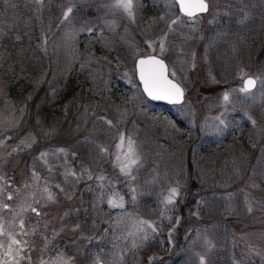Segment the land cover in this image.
Masks as SVG:
<instances>
[{
  "label": "rangeland",
  "instance_id": "1",
  "mask_svg": "<svg viewBox=\"0 0 264 264\" xmlns=\"http://www.w3.org/2000/svg\"><path fill=\"white\" fill-rule=\"evenodd\" d=\"M92 1L101 7V17L107 20L106 26L98 30L102 42L107 40L109 33L121 34L122 38V33L129 36V40H117L134 52V63L120 75L133 90H141L135 75L138 56L156 54L168 62L170 74L175 73L171 76L186 94L182 104L168 111L189 118L183 119L184 124L191 128L195 138L200 139L195 147L236 131L242 120L243 125H249L248 134L252 135L254 144L244 163H240L243 155L234 157L231 176L215 172L218 175L216 185L208 191V185L198 182L194 187L191 180L196 177L202 180L203 173L207 172L201 170V174L190 176L186 165L183 172L176 170L175 166H178L171 162L163 163V167H155L151 172L140 171L144 163L141 138L138 126L128 123L129 117L119 114L115 121L110 120L111 125L106 122L113 130L112 139L100 146L99 159L105 162L95 166L80 161L69 148L55 144L46 127L39 136L29 132L24 125L25 110L19 114L3 95L0 101V197L6 194L10 181L12 229L18 236L25 235L22 256L30 264H73L75 259V264H95L97 259L100 264H129L136 262L137 256L141 258L135 253L154 240L159 248H155L157 251L152 258L164 261L160 262L163 264H198L197 254L204 255L208 264H264V123L250 117L251 110H264L263 103L259 104L264 98V84L260 83L264 80V69L257 63L242 64L235 81H216L206 53L208 46L220 35L212 32L216 30L215 24H220L239 3H244L242 0H208L209 12L193 19L181 15L174 0H134L133 21L122 10L108 7L114 0ZM89 4L85 5L86 9ZM151 4L160 6L161 13L155 11L154 16L148 17L146 9ZM62 17L63 14L61 21ZM173 20L178 22L169 30ZM58 23L62 24L56 21L54 26L46 21L45 40L57 29ZM74 31L76 33L75 27ZM248 76L259 78L257 89L247 94L234 91L243 86V80ZM224 92L230 96L227 105L223 101ZM132 93V111L137 107L140 111L138 96ZM81 126L86 128L84 123ZM121 135L125 138L124 144L118 149L116 145ZM129 138L134 141L139 156L138 165L133 166L135 180L119 171L120 162L116 159L120 155L123 160ZM143 179L160 187L157 195H153L155 205L145 216L139 206L127 210L130 201L133 206L138 205V188ZM171 188H176L179 194L172 204H166L165 198ZM113 193L123 197L124 208L109 206L108 200ZM213 202L218 209L215 213L208 206ZM1 210L0 221L4 216ZM136 219L152 222L156 231L146 228L149 234L146 240L141 239L143 233L129 236V231H135L132 225ZM59 236L66 240L62 246L53 249ZM133 241L136 247H133ZM206 242H210V250ZM181 258L184 262H179Z\"/></svg>",
  "mask_w": 264,
  "mask_h": 264
},
{
  "label": "trees",
  "instance_id": "2",
  "mask_svg": "<svg viewBox=\"0 0 264 264\" xmlns=\"http://www.w3.org/2000/svg\"><path fill=\"white\" fill-rule=\"evenodd\" d=\"M87 3H91L88 9ZM242 3L224 21L216 23V30L212 31L214 35L220 33L206 52L216 81H235L242 64L257 63L264 69V0H242ZM68 5H72L73 12L62 22L61 14ZM147 7L148 17L154 16L155 11L161 13L160 6ZM100 12L101 7L92 0H0V101L5 95L19 114L25 110L24 125L29 132L39 136L46 127L55 144L69 148L80 161L95 166L105 162L99 159L100 146L112 139L113 130L106 122L115 121L122 114L139 129L144 160L140 171L151 172L171 162L183 172L186 165L190 176L201 174V170L207 172L203 173L204 179L191 180L194 187L202 182L211 191L217 172L231 176L234 157L243 155L240 163L247 159L254 144L248 134L249 125H243L242 120L236 131L195 147L200 139L184 124L183 119L189 118L168 111L174 106L147 100L141 90H133L120 76L134 63V52L117 39L129 40V36L122 33V38L121 34L109 33L102 42L98 30L106 26L107 20H103ZM46 21L54 26L56 21L62 22L48 40H45ZM132 92L138 96L140 111L138 107L132 111ZM262 103L264 107V98L259 104ZM251 111L252 120L264 123V110ZM139 185L138 205L133 206L130 201L127 210L139 206L145 216L155 205L153 195H157L160 187L144 179ZM215 204H208L214 213L218 210ZM150 243L134 252L141 258L137 256L136 262L129 264H163L160 262L164 261L152 258L159 244L154 240Z\"/></svg>",
  "mask_w": 264,
  "mask_h": 264
},
{
  "label": "snow or ice",
  "instance_id": "3",
  "mask_svg": "<svg viewBox=\"0 0 264 264\" xmlns=\"http://www.w3.org/2000/svg\"><path fill=\"white\" fill-rule=\"evenodd\" d=\"M175 2L179 5L180 12L186 15L189 18H195L198 13H203L208 10V4L206 0H175ZM108 7H111L115 10H122L130 19L133 21L135 20V11H134V0H114L113 3L109 4ZM73 12V7L68 6L67 9L63 12V20H68L69 16ZM161 20L164 17H160ZM62 20V22H63ZM178 20H173L169 24V30H171V25L176 24ZM91 29H89L90 31ZM151 46V45H150ZM163 43H161V51H163ZM138 69H139V78L143 84V91L147 94V96L151 97L153 100H168L170 103H180L183 97V89L180 87L178 83H175L173 79H169L167 66L161 59H158L155 56H148L147 58L139 59L138 61ZM175 76L173 72L171 74ZM259 78L247 77L244 79L243 86L237 90L240 93H250L252 89L256 87L257 80ZM260 83L264 84V80H261ZM223 101L225 104L230 103V96L228 92L223 93ZM101 119H104L101 117ZM219 119V118H217ZM109 125L112 122L109 120L107 121ZM220 123L223 124L224 121L220 120ZM253 123H255L253 121ZM124 136L121 135L120 142L116 145L118 149L123 147L124 144ZM23 143V141H22ZM44 155V154H41ZM117 161L120 162L119 164V171L124 175L130 177L131 179L135 180L136 177L133 175V166L138 165L139 163V156L136 153L134 147V141L131 138L128 139V146L127 151L124 153V158L121 160V156H116ZM36 176L35 172L33 173ZM39 179L38 176H36ZM89 178L91 175L89 174ZM101 180L104 177H100ZM57 187H59L57 185ZM47 191V189H45ZM134 192L135 189H132ZM178 190L176 188H171L169 190V195L165 198L166 204H172L174 202V197L177 196ZM49 198H51V194H49ZM8 199H12L11 194L8 195ZM133 201H135V196H133ZM108 204L110 207L113 208H124V201L123 197L118 196V194L113 193L112 198H109ZM4 208H8L7 204L3 205ZM34 212L36 209H32ZM37 214H39L37 212ZM131 219V216H129ZM133 228L135 231H129V236H135L137 233H143L141 239L146 240L148 239V232L145 230L151 229L152 232L156 231V227L154 224L147 220L136 219L133 221ZM20 227L23 228V222L21 221ZM8 235L10 239V243L7 245L4 256L9 257L14 264H19V259H24L21 255L23 248L20 247L21 241L17 240L11 234H8L4 231L3 225H0V236ZM26 243V242H24ZM13 245L18 246L15 251V256H13ZM133 247H136L135 241H133ZM206 247L208 250L211 248L210 242H206ZM0 248H5L3 243H0ZM16 257H19L17 259ZM198 264H206V258L204 255L197 254ZM0 264H10L9 259L0 258ZM43 264V262H42ZM95 264H100L99 259L95 262Z\"/></svg>",
  "mask_w": 264,
  "mask_h": 264
},
{
  "label": "flooded vegetation",
  "instance_id": "4",
  "mask_svg": "<svg viewBox=\"0 0 264 264\" xmlns=\"http://www.w3.org/2000/svg\"><path fill=\"white\" fill-rule=\"evenodd\" d=\"M8 186H9V189L6 191V194H1V197H0V210L2 208L3 214H4L2 221H0V225H3L4 231L6 233L11 234V236H14L17 240L21 241L20 247H22L24 250L25 246L23 244L24 243L23 240H25V235L18 236L17 234H15V232L12 229L14 222H13V218L10 217V215L13 214V212L10 210V199H8V195L10 194V181L8 182ZM5 204H7L9 207L4 208L3 205ZM37 212L40 214V211H36V214ZM42 227L44 230H46L45 225H43ZM38 229H40L39 226H38ZM65 240L66 239H64L62 236H59L56 242H54L56 245L53 247V249H55L57 246L58 247L62 246ZM0 243H3L5 245V248H0V258L9 259L10 264H14V262L9 257L4 256L5 249L7 245L10 243L9 236L8 235L0 236ZM12 247H13V256H15V251L18 246L13 245ZM21 255H24L23 251ZM16 258L19 259V257H16ZM75 262H76V259L73 260V264H75ZM19 264H30V263L27 262V260L24 258V259H19Z\"/></svg>",
  "mask_w": 264,
  "mask_h": 264
},
{
  "label": "water",
  "instance_id": "5",
  "mask_svg": "<svg viewBox=\"0 0 264 264\" xmlns=\"http://www.w3.org/2000/svg\"><path fill=\"white\" fill-rule=\"evenodd\" d=\"M206 3L208 4V2L206 1ZM178 7H179V5H178ZM208 10H209V4H208ZM208 10L206 11V12H203V13H198V14H206L207 12H208ZM183 14V13H182ZM197 14V15H198ZM186 16V15H185ZM148 56H155V57H157L158 59H161L163 62H164V64L167 66V70H168V76H169V79H173L171 76H170V73H169V65H168V63H167V61L165 60V59H163V58H161L160 56H158V55H148ZM148 56H141V57H138L137 58V60H136V63H135V68H136V77H137V80L139 81V83H140V85H141V88H142V90H143V84H142V82L140 81V78H139V69H138V61H139V59H142V58H147ZM248 77H252V76H248ZM247 78V77H246ZM245 78V79H246ZM254 78V77H253ZM173 81L175 82V83H178L175 79H173ZM179 84V83H178ZM180 85V84H179ZM256 86H257V84H256ZM180 87L182 88V86L180 85ZM256 88V87H255ZM254 88V89H255ZM183 89V88H182ZM253 90V89H252ZM144 92V91H143ZM144 94H145V96L148 98V99H150V100H152V101H154V102H157V103H166V104H180V103H182L183 101H184V99H185V92H184V89H183V97H182V101L180 102V103H170L168 100H153L151 97H149V96H147V94L144 92ZM207 264V263H206Z\"/></svg>",
  "mask_w": 264,
  "mask_h": 264
},
{
  "label": "bare ground",
  "instance_id": "6",
  "mask_svg": "<svg viewBox=\"0 0 264 264\" xmlns=\"http://www.w3.org/2000/svg\"><path fill=\"white\" fill-rule=\"evenodd\" d=\"M138 57H141V55H140V56H138ZM138 57H137V58H138ZM137 58H136V60H137ZM136 60H135V62H136Z\"/></svg>",
  "mask_w": 264,
  "mask_h": 264
}]
</instances>
